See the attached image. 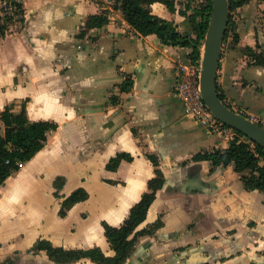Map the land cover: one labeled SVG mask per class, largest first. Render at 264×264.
<instances>
[{
  "label": "crops",
  "instance_id": "obj_1",
  "mask_svg": "<svg viewBox=\"0 0 264 264\" xmlns=\"http://www.w3.org/2000/svg\"><path fill=\"white\" fill-rule=\"evenodd\" d=\"M117 1L25 0L24 19L0 37V112L17 114L27 103L30 121L58 126L0 187V264H96L58 263L34 251L39 240L114 256L103 223L121 226L148 191L156 176L148 155L166 182L137 230L163 225L139 238L125 264H264V193L247 191L234 164L211 172L209 161L192 160L227 149L231 139L188 115L176 94L179 64L191 50L140 36ZM186 3L177 0L171 12L156 2L151 11L190 33L180 13ZM105 11L109 22L79 38L88 16ZM233 20L240 41L224 44L217 85L233 109L264 122V66L243 54L264 51V0L237 9ZM126 79L132 86L122 92ZM123 152L133 160L108 169ZM54 176L66 179L59 199L44 178ZM79 188L88 198L62 217L63 201Z\"/></svg>",
  "mask_w": 264,
  "mask_h": 264
},
{
  "label": "trees",
  "instance_id": "obj_2",
  "mask_svg": "<svg viewBox=\"0 0 264 264\" xmlns=\"http://www.w3.org/2000/svg\"><path fill=\"white\" fill-rule=\"evenodd\" d=\"M251 1L229 0L231 16L224 44L232 37V43L229 44L230 48H236L240 41L237 25L233 20V13ZM156 2L164 4L171 12L176 11L177 0H118L115 8L121 10L125 21L140 36L156 34L166 45L189 48L191 51L184 62L198 63L201 60L209 26L212 0H187L185 10H181L180 13L189 19L190 33H181L173 22L152 14L151 5ZM108 13V11H105L101 14L88 16L86 23L81 28L79 38L83 39L92 30L102 28L107 24L109 22ZM10 24V21L0 23V37L5 36ZM257 48H261L259 43ZM243 54L253 62L251 64L264 66V51L258 52L247 47L243 50ZM131 86L132 82L126 79L121 86V91L128 92ZM217 89L221 100L233 109L218 85ZM117 101L115 97L111 100L112 104H116ZM57 128V124L53 122L30 121L27 114V103H24L20 113H13L9 107L0 112V187L14 173L20 171L25 163L31 161L46 147L49 134L56 131ZM233 130L235 133L227 149H216L200 153L194 156L192 160L194 162L209 161L211 172L219 167L226 168L234 164L235 170L241 175V180L247 191L264 193V165L261 164L264 159V147L252 142L237 129ZM148 158L156 167V176L149 181L148 191L131 208L129 216L121 226L114 227L108 223H103L105 236L115 252L114 256H106L98 247L88 250H66L55 247L47 240H39L33 248L34 251L45 250L50 259L58 263H72L89 258L96 264H125L134 252L139 238L143 235H154L156 230L163 225V222L159 220L149 229L137 230L146 220L149 209L156 199L157 192L164 187L166 182L157 157L148 155ZM122 160L132 161L133 158L124 152L119 153L108 164V169L116 170ZM87 198L88 193L85 189H77L63 201L60 215L62 217L66 216L74 205L85 201Z\"/></svg>",
  "mask_w": 264,
  "mask_h": 264
},
{
  "label": "water",
  "instance_id": "obj_3",
  "mask_svg": "<svg viewBox=\"0 0 264 264\" xmlns=\"http://www.w3.org/2000/svg\"><path fill=\"white\" fill-rule=\"evenodd\" d=\"M230 16L229 0H212V12L201 56L202 97L208 109L218 120L264 147V126L228 107L218 93V71Z\"/></svg>",
  "mask_w": 264,
  "mask_h": 264
},
{
  "label": "built area",
  "instance_id": "obj_4",
  "mask_svg": "<svg viewBox=\"0 0 264 264\" xmlns=\"http://www.w3.org/2000/svg\"><path fill=\"white\" fill-rule=\"evenodd\" d=\"M24 1L25 0H0V23H4L5 21H10L12 23L23 20L25 17ZM201 60L195 64L184 61L180 62L176 94L183 102L185 112L188 115L192 116L209 131L231 139L234 136V130L218 120L208 109L203 100L200 86ZM241 114L264 126V122L257 117L248 116L244 113Z\"/></svg>",
  "mask_w": 264,
  "mask_h": 264
},
{
  "label": "rangeland",
  "instance_id": "obj_5",
  "mask_svg": "<svg viewBox=\"0 0 264 264\" xmlns=\"http://www.w3.org/2000/svg\"><path fill=\"white\" fill-rule=\"evenodd\" d=\"M11 24H13V23H11ZM203 49H204V46H203ZM0 97H3V96H0ZM7 97L8 96H6V98ZM3 104H4V102L2 103V99L0 98V109L2 108ZM44 178L47 179V183L49 184L50 194L56 196L58 199L61 198L60 194L62 192V189L64 188V184L66 183V179L64 177H57V176L44 177Z\"/></svg>",
  "mask_w": 264,
  "mask_h": 264
}]
</instances>
